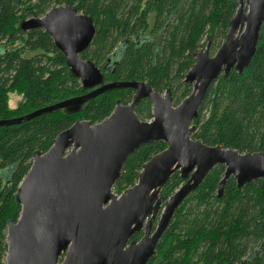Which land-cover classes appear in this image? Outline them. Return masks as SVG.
I'll return each instance as SVG.
<instances>
[{
  "label": "trees",
  "instance_id": "obj_1",
  "mask_svg": "<svg viewBox=\"0 0 264 264\" xmlns=\"http://www.w3.org/2000/svg\"><path fill=\"white\" fill-rule=\"evenodd\" d=\"M238 2L0 0V120L19 118L88 93L70 73L66 57L51 37L42 30L21 31V21L42 18L54 7L75 8L91 17L96 28L92 45L81 57L102 70L106 83L146 82L156 92L171 91L177 106L191 93L192 85L184 81L194 64L193 55L206 43L210 54L216 49L212 56L217 53L222 43L216 46L214 41L218 36L225 40ZM151 15L155 19L150 29ZM134 94L116 90L95 98L76 114L60 111L18 126L0 127V264H6L7 226L20 218L17 193L34 155L46 153L57 136L76 122H104L118 102L131 104ZM12 95L21 97L15 109L9 104ZM136 114L142 121H151V102L142 101ZM194 126L193 138L205 145L264 154V26L249 67L242 75L233 70L213 83ZM166 148L159 142L134 152L114 192L121 195L135 186L143 166ZM224 175L225 167L217 166L185 200L149 264H264V180L239 189L231 178L219 198ZM184 183L179 172L175 173L162 189L163 202ZM141 237L138 233L132 240Z\"/></svg>",
  "mask_w": 264,
  "mask_h": 264
},
{
  "label": "water",
  "instance_id": "obj_2",
  "mask_svg": "<svg viewBox=\"0 0 264 264\" xmlns=\"http://www.w3.org/2000/svg\"><path fill=\"white\" fill-rule=\"evenodd\" d=\"M263 26L264 0H239L217 54L210 56L208 43L193 55L194 64L184 81L193 91L174 106L171 91L156 92L146 82L106 83L102 70L81 57L96 28L91 17L75 8L57 7L42 18L21 21V31L42 30L51 37L66 57L70 73L88 93L0 120V127L60 111L76 114L90 101L116 90L135 94L129 105L118 102L104 122H76L57 136L46 153L34 155L17 193L20 218L7 226L6 264H149L178 209L217 166L225 167L219 198L231 178L239 189L264 180L263 153L241 154L193 138L194 122L211 86L233 70L243 74L257 54ZM144 100L152 104L151 121L136 114ZM159 142L167 148L143 166L135 186L115 195L128 158ZM177 172L185 183L164 203L162 189ZM141 232L139 241L132 240Z\"/></svg>",
  "mask_w": 264,
  "mask_h": 264
},
{
  "label": "rangeland",
  "instance_id": "obj_3",
  "mask_svg": "<svg viewBox=\"0 0 264 264\" xmlns=\"http://www.w3.org/2000/svg\"><path fill=\"white\" fill-rule=\"evenodd\" d=\"M54 8H57V7H54ZM54 8H52V9H54ZM154 15H151L149 18H148V23H149V28L151 29V27H152V25H153V21H154ZM172 23V21L170 22V24ZM207 38H205L204 40H203V42L201 43V45H204V43H205V41H207L206 40ZM223 39H221V37H219L218 36V38L217 39H215V41H214V44L217 46V45H219L220 43H222L223 44ZM207 44V43H206ZM206 44H205V46H204V48L206 47ZM203 48V49H204ZM216 48V47H215ZM201 50V49H200ZM199 50V51H200ZM216 50V49H215ZM214 49H213V51H211V54H213L214 53V51H215ZM192 91H193V87H192V89H191V93H192ZM190 93V94H191ZM163 94H165V92H163ZM21 102V97L20 96H17V95H12L11 97H10V102H9V104H10V107L12 108V109H15V108H17V106H18V104ZM176 105V103L174 102V106ZM208 113V110H206L205 112H204V115L205 114H207ZM114 194L115 195H118V194H116L115 192H114ZM119 196V195H118ZM159 217H160V214L158 215V217L156 218V224H155V226L157 225V223H158V221H159ZM154 229H155V227H154Z\"/></svg>",
  "mask_w": 264,
  "mask_h": 264
},
{
  "label": "bare ground",
  "instance_id": "obj_4",
  "mask_svg": "<svg viewBox=\"0 0 264 264\" xmlns=\"http://www.w3.org/2000/svg\"><path fill=\"white\" fill-rule=\"evenodd\" d=\"M82 15H83V14H82ZM95 35H96V34H95ZM91 45H92V44H91ZM191 50H192V49H191ZM217 52H218V51H217ZM216 54H217V53H216ZM216 54H215V55H216ZM215 55H214V56H215ZM210 56L213 57L211 54H210ZM221 76H222V75H221ZM221 76H220V77H221ZM220 77H219V78H220ZM175 90H176V89H175ZM185 92H186V91H185ZM121 93H122V91H121ZM113 94H114V93H113ZM114 96H115V95H114ZM117 99H118V98H117ZM43 116H45V115H43ZM43 116H41V117H43ZM38 118H40V117H38ZM8 166H9V165H8ZM15 174H16V171H15ZM15 174H14V175H15ZM14 175H13V176H14ZM8 219H9V218H8Z\"/></svg>",
  "mask_w": 264,
  "mask_h": 264
},
{
  "label": "flooded vegetation",
  "instance_id": "obj_5",
  "mask_svg": "<svg viewBox=\"0 0 264 264\" xmlns=\"http://www.w3.org/2000/svg\"><path fill=\"white\" fill-rule=\"evenodd\" d=\"M141 234H142V232H141ZM142 236H143V234H142ZM242 264H244V263H242Z\"/></svg>",
  "mask_w": 264,
  "mask_h": 264
}]
</instances>
